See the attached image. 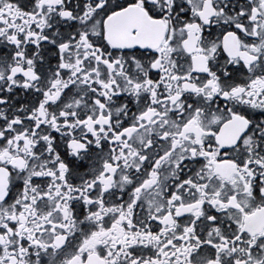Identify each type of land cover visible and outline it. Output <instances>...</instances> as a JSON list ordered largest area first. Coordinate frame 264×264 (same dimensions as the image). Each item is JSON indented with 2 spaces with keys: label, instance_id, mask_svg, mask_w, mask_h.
I'll return each instance as SVG.
<instances>
[{
  "label": "snow or ice",
  "instance_id": "6c2138e0",
  "mask_svg": "<svg viewBox=\"0 0 264 264\" xmlns=\"http://www.w3.org/2000/svg\"><path fill=\"white\" fill-rule=\"evenodd\" d=\"M0 264H264V0H0Z\"/></svg>",
  "mask_w": 264,
  "mask_h": 264
}]
</instances>
